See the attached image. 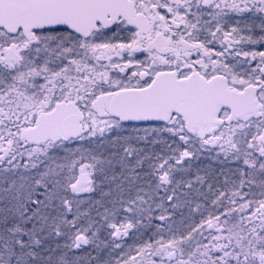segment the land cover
Instances as JSON below:
<instances>
[{"label": "snow or ice", "instance_id": "obj_1", "mask_svg": "<svg viewBox=\"0 0 264 264\" xmlns=\"http://www.w3.org/2000/svg\"><path fill=\"white\" fill-rule=\"evenodd\" d=\"M0 264H264V0H0Z\"/></svg>", "mask_w": 264, "mask_h": 264}]
</instances>
